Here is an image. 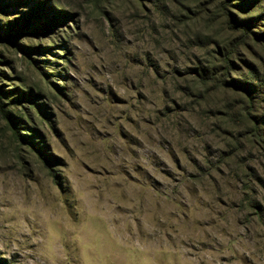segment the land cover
I'll use <instances>...</instances> for the list:
<instances>
[{
	"label": "rangeland",
	"instance_id": "rangeland-1",
	"mask_svg": "<svg viewBox=\"0 0 264 264\" xmlns=\"http://www.w3.org/2000/svg\"><path fill=\"white\" fill-rule=\"evenodd\" d=\"M44 1L0 0L2 264H264V5Z\"/></svg>",
	"mask_w": 264,
	"mask_h": 264
},
{
	"label": "trees",
	"instance_id": "trees-1",
	"mask_svg": "<svg viewBox=\"0 0 264 264\" xmlns=\"http://www.w3.org/2000/svg\"><path fill=\"white\" fill-rule=\"evenodd\" d=\"M264 5V0H241L240 3L237 4L236 7L238 8H243L241 10H243V12L245 13L244 18L238 19V18H228L229 24L231 25L232 28H235L236 31L240 32L242 36L244 37H248V32H250L251 34H254L253 31H249V27L251 24H256L257 22V15L256 16H249V14H251L253 11H261L260 6ZM47 5V0L44 1V3H41V5H37L36 10L40 9V8H44V6ZM226 13H228L226 11ZM73 16V14H68L66 12H64L62 9H59L56 11V15H55V20L58 22L59 21H63L66 22L67 18H71ZM29 20H31L30 18H26L27 24L29 22ZM256 21V22H255ZM72 22V21H71ZM75 23V21L73 22ZM49 25V24H48ZM256 35V34H255ZM257 37H261L264 38V31L261 32V34ZM235 56H237V53L235 51V49H231L226 51V53H224V55H222V61L224 63V66L226 67L227 70H232L233 68H235V62H234V58ZM243 78H247V76L245 75H241ZM245 79L243 81L241 80H232V84L234 85H239V87H242L249 95L254 96V94H258L259 92V86H255V84L253 83H249L246 84L247 82L245 81ZM227 82V81H225ZM28 97H32L31 94H24L21 93L20 97L17 99L12 100V102H18L21 101L22 99L28 98ZM5 105L3 103V93L0 90V112L3 114V116L7 119H9V121H11V123H13V121L10 118V113L9 111H7V109H5ZM35 145V144H34ZM42 160L44 162H46L47 164H49V160L50 158L47 159H43ZM53 171V170H52ZM2 260H0V264H2Z\"/></svg>",
	"mask_w": 264,
	"mask_h": 264
},
{
	"label": "bare ground",
	"instance_id": "bare-ground-1",
	"mask_svg": "<svg viewBox=\"0 0 264 264\" xmlns=\"http://www.w3.org/2000/svg\"><path fill=\"white\" fill-rule=\"evenodd\" d=\"M108 211H105V213H107Z\"/></svg>",
	"mask_w": 264,
	"mask_h": 264
}]
</instances>
